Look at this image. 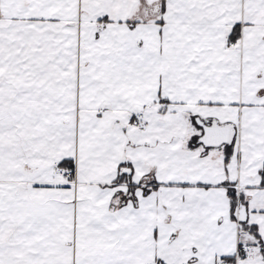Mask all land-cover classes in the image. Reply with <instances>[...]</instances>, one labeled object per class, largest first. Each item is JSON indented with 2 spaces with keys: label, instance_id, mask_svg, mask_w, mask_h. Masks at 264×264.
Returning <instances> with one entry per match:
<instances>
[{
  "label": "snow or ice",
  "instance_id": "1",
  "mask_svg": "<svg viewBox=\"0 0 264 264\" xmlns=\"http://www.w3.org/2000/svg\"><path fill=\"white\" fill-rule=\"evenodd\" d=\"M0 264H264V0H0Z\"/></svg>",
  "mask_w": 264,
  "mask_h": 264
}]
</instances>
